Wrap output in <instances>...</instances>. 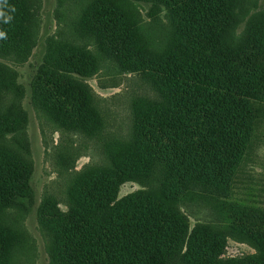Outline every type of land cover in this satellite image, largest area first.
<instances>
[{"label":"trees","instance_id":"trees-1","mask_svg":"<svg viewBox=\"0 0 264 264\" xmlns=\"http://www.w3.org/2000/svg\"><path fill=\"white\" fill-rule=\"evenodd\" d=\"M135 1L169 13L164 48L141 35L124 0H82L84 9L71 24L95 34L105 54L130 47L135 58L130 74L154 82L160 94L135 101L130 139L110 140L103 147L108 166L87 167L71 179L66 211L53 201L42 206L41 214L55 233L53 263L264 264V228L252 229L253 220H264V210L257 215L258 210L227 200L252 146L251 100L264 97V29H249L236 38L237 0ZM30 3L0 0V54L8 53L19 64L30 50ZM99 68L89 47L53 41L32 84L34 99L58 126L102 132L97 125L104 113L79 78L97 75ZM16 79L0 63V135L23 123L15 110L2 105L4 89L21 92ZM1 151L0 216L28 196L33 176ZM128 181L148 188L119 199L120 186ZM195 202L227 215L229 225L197 222L191 229L179 204ZM224 230L254 241L257 254L221 258ZM6 241L0 224L2 257Z\"/></svg>","mask_w":264,"mask_h":264},{"label":"rangeland","instance_id":"rangeland-1","mask_svg":"<svg viewBox=\"0 0 264 264\" xmlns=\"http://www.w3.org/2000/svg\"><path fill=\"white\" fill-rule=\"evenodd\" d=\"M124 1L134 26L136 19L141 27V35L146 39L150 37L152 42L159 44V48H164L165 37L169 35L167 10L164 7L158 10L153 3L145 1ZM29 6L32 13L30 50L25 62L19 64L16 58L7 57L8 53L0 54V63L17 74L16 80L21 88L18 94L4 89L2 105L15 110L14 116L23 119L19 129L0 135V150L33 173L30 188H27L28 196L21 199L22 202L1 210L0 224L8 246L6 255H0V264H54L55 233L41 214L42 206L53 201L59 209L66 211L71 179L87 167L108 166L109 159L103 147L110 140L113 143L115 140H128L132 133V106L135 101L160 94L154 88V82L150 83L143 75L130 74L134 67L131 60H135L130 47L123 53L106 50L108 54H105L101 47L103 44L95 34L83 33L71 25L84 9L82 0H31ZM236 12V38L242 37L249 29L256 32L264 29V0H237ZM53 41L89 47V51L98 57L99 73L79 78L91 89L97 108L104 113L102 122L97 125H102V132L88 134L58 126L34 99L32 84L37 82V71L44 64ZM131 53L132 58L129 59ZM251 104L255 111L252 146L228 189L227 200L243 208L258 210V215L264 210V97L258 101L251 100ZM147 188V184L128 181L120 186L118 198ZM179 205L188 216L191 229L197 222L229 225L227 215L218 214V210L207 207L205 203ZM236 212L231 211V214L235 216ZM253 222L256 225L252 229L264 228V220ZM247 227L244 229L250 230ZM244 237L226 230L220 257L235 259L256 255L257 244Z\"/></svg>","mask_w":264,"mask_h":264}]
</instances>
